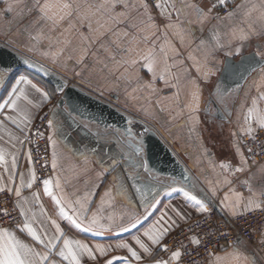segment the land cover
<instances>
[{"label":"crops","instance_id":"crops-1","mask_svg":"<svg viewBox=\"0 0 264 264\" xmlns=\"http://www.w3.org/2000/svg\"><path fill=\"white\" fill-rule=\"evenodd\" d=\"M155 2L175 3L176 8H180L185 3H197L198 0H155ZM200 2H206V0H200ZM262 3L264 0H230L228 6L230 11L237 9L239 5L244 7L240 8L232 19L212 20L203 24L191 9H186L185 14L178 19V14L169 8V11H172L173 23L179 24L180 27L165 29L161 23L159 31L151 36L150 41L140 46L141 49H153L155 61L146 62L141 57L135 65L117 67L102 50H98V45L92 49L96 53L95 57L90 55L83 64H76L75 59L79 55L77 38L73 39L72 47L59 57V63H52L50 58L41 55L45 51L55 53L59 48L55 42L49 48V41L46 39L40 41L37 51L27 53L25 45L28 44V39L21 35V30L30 19L25 7L26 4L30 6V0H21L19 5L8 14L4 12L6 3L0 0V44L6 45L7 42L8 47L11 44L18 45L21 55L35 60L39 65L42 63L45 68L64 77L70 83L110 102L132 118L155 129L188 169L189 181L179 182L198 198H210L213 210H216L221 218H226L227 213L221 208L222 201L230 205L241 196L245 199L254 197L257 203L264 199L260 195L262 183L260 169L264 162L255 163L250 171L245 173L229 172L219 167L224 161L238 164L239 158H234L233 146L239 143L241 151L245 153L240 136L246 135V129L249 126L253 130L260 128L264 118V66L247 80L237 95H220L218 89L221 86L225 61L239 60L245 54L257 52L258 49L255 47L257 43L264 44V38L253 36L250 40L243 41L232 35L233 29L243 28L247 31L249 25L256 31L260 30L261 25L264 24V21L260 19ZM253 5L256 6L254 10ZM250 10L249 16L247 13ZM159 12V9L153 7L152 15L159 18ZM220 15L225 16L222 12ZM30 31L36 35L38 29L32 28ZM218 41L224 45L223 48L216 47ZM236 47L241 49L240 55L228 56L227 53ZM213 51L215 55H209L206 63V55ZM69 55L73 57L71 61L66 59ZM119 59H121L120 56L117 57V60ZM146 63H151L152 72L145 67ZM198 66L201 68L199 72ZM207 71H212L214 75L205 77L203 73ZM161 76L163 79L160 78ZM32 78L49 92L54 88L35 76ZM193 81L195 84L192 83ZM173 84L176 87H173ZM215 92L230 112L227 120L219 119L214 114L211 100L216 97ZM3 94L4 87L0 83V95ZM59 98L60 95L57 92L53 99L42 107L31 108L29 111L35 115L34 121L41 111L50 104H56ZM34 104H39V99H35ZM209 105H211L210 108ZM14 115L18 121L25 119L23 112ZM65 117H68L65 107H59V116L54 118L51 115V118L61 121L59 126L61 131L49 127V137L52 138L50 140L51 161L53 163V152H55L56 167L52 175L46 179L52 181L50 187L62 200L66 211L72 214L73 208L78 209L82 204L89 217L100 208L101 214L114 216L117 223L120 222L122 213L135 211L137 215L143 217L144 209L139 207L142 203L141 193L135 192V187L145 190L146 198L151 199L152 194L146 189L149 187L159 189L161 184L170 183V179L154 173H143L141 170L142 175L136 179L129 178L124 182L123 195L118 194L113 187V177L121 171L120 168L108 171L106 176L104 170L111 168L113 157L121 159L122 162L120 156L122 139L110 133L109 130L106 131L95 124L81 121L75 116V119L68 117L67 122L63 123ZM81 124H86L87 130L80 127ZM28 132L20 133L15 124L0 118V152L3 153L6 161L0 164V187L20 188V197H16L14 192L12 194L34 228L39 229L42 224H45L51 231L52 220L64 228L65 222L60 217L58 206L43 192L41 182L43 179L38 176L33 157L31 160L27 159V153L30 151L27 142L23 144V147L17 143V137L27 135ZM54 141L55 144H53ZM13 154L18 161L16 168L11 167ZM123 168L125 173H130L128 164H124ZM33 171L39 179L32 187H28ZM253 173H255L254 177ZM249 179L250 182L245 183ZM57 183L60 187H57ZM129 185L134 187L130 190ZM106 189L111 191L112 197L105 196ZM34 194H38L39 198H35ZM85 196L92 203H87L84 200ZM101 197H105L103 205H101ZM225 197L228 198L227 201ZM160 198L163 204L159 211L147 221L145 228L166 211L165 206L183 207L182 197L175 193H169L165 198L162 192ZM76 200H79L80 204L75 203ZM192 207L194 205L190 203L189 208ZM252 207L257 209L255 205ZM238 211L243 210L238 209ZM168 215L172 213L169 212ZM200 216L192 213V219L188 222ZM11 230L16 234L17 239L24 242L30 241L26 233L21 234L14 229ZM65 231L68 238L89 245L106 246L119 242L115 234H92L79 230L67 231V229ZM133 233L138 234L135 230ZM120 235L131 242L127 233ZM141 239L149 243L147 238L141 237ZM3 242L0 241V243ZM243 242L217 252L206 264H213L217 257H224L226 252H232L235 248H239L244 256L252 254L258 264H264V255L260 257L246 241L243 240ZM60 243L62 244V241ZM125 255L124 250H110L106 256H100L99 264H104L105 259ZM84 264H93V262L85 258ZM113 264H125V262L117 259L113 260Z\"/></svg>","mask_w":264,"mask_h":264},{"label":"snow or ice","instance_id":"snow-or-ice-1","mask_svg":"<svg viewBox=\"0 0 264 264\" xmlns=\"http://www.w3.org/2000/svg\"><path fill=\"white\" fill-rule=\"evenodd\" d=\"M4 2L6 3L4 12L8 14L13 11L14 7L19 5L21 0H11V2L4 0ZM229 3L230 0H206V2L198 0L197 3H185L182 7L176 8L175 3L166 4L155 2V0H30V6L25 5L27 16L30 19L28 24L21 30V35L26 36L28 39V44L25 45L27 53L37 51V45L42 39L49 41V48L52 47L53 42L59 45L55 53L47 51L41 53L42 56L50 58L52 63H59V57L72 47L73 39L77 38L79 55L75 59L76 64H83L90 55L95 57L96 53L92 49L98 45V50H102L117 67L131 66L137 64L141 57L146 62L155 61L154 50L141 49L140 46L150 41L151 36L159 31L161 23L165 29L180 27L179 24L173 23L172 11L178 14L177 18L179 19V16L185 14L186 9H191L196 13L200 23L203 24L212 20L232 19L237 11L244 7V5H239L237 9L226 12L225 16L221 17L220 13L229 6ZM153 7L160 10L159 18L152 15ZM169 8L172 11H169ZM255 8L256 6L253 5V10ZM261 9L260 19L264 21V3L261 4ZM247 15H251V10ZM32 28L38 29L36 35H33L30 31ZM232 35L234 38L243 41L250 40L253 36L264 38V24L261 25L259 31L252 29L251 25H249L247 31L243 28L233 29ZM9 47L12 49L10 52H6L5 48H0V83L4 87V94L0 95V118L3 121H11L17 126L20 133H25L30 131V125L35 119V115L29 110L33 107H42L48 101H51L57 92L61 93L62 97L67 96L69 85L65 80H58L57 87L53 88L51 92L41 87L38 82H34L32 77L40 72H43L46 76L52 74L48 72L42 63L38 67L35 60L18 55L20 52L18 45L11 44ZM216 47L223 48L224 45L218 41ZM255 47L258 51L250 55L264 59V44L257 43ZM73 50L75 51V49ZM240 53L241 49L236 47L227 55H240ZM6 54L9 56L8 60L5 59ZM209 55H215V51L206 55V63ZM118 56L121 59L117 60ZM66 59L71 61L73 57L69 55ZM253 63H255L253 60L245 61L243 56L236 64L225 61L223 67L225 80L227 81L229 78L239 75L241 65H251ZM14 64L16 67H14ZM22 67L24 71H21ZM145 67L150 72L153 71L151 63H146ZM28 69H35V73L28 72ZM244 70L247 71V68ZM197 71H201L199 66ZM75 75H80V73H75ZM203 75L210 77L214 73L207 71ZM153 76H155L154 72ZM160 78L163 79L162 76ZM192 83L195 84L194 81ZM172 86L176 87L175 84ZM224 91L227 92V89H224ZM35 99H39V104H34ZM61 104H65L63 98L49 109L54 118L59 116V105ZM74 111L76 109L71 105L65 108L68 117L72 119H75L72 116ZM19 112H23L25 115L23 121H18L14 115ZM68 117H65L63 123L67 122ZM54 118L47 119L48 126L61 131L59 127L61 121ZM44 119V117H41L42 121ZM80 127L87 130L86 124H81ZM259 130L264 132V118H262ZM148 131L150 130L144 128L143 132L134 133L130 128L127 131L125 142L120 144L122 162L121 159L113 157L111 168L104 170L106 176L108 171L120 168L121 171L113 177V187L120 195H123L122 189L127 179H136L142 175L141 170H143V173L151 171L149 163L145 159L147 149L143 142V133ZM246 135L252 138L254 144L258 143L261 151H264V138L255 132L251 126L246 129ZM48 139L51 140L52 138L48 137ZM25 142H31L27 135L17 137V143L21 147ZM53 144H55V141ZM232 151L234 158H239L238 164L224 161L219 165L221 169H227L229 172L234 173H245L255 165V159L250 161L245 153L241 151L239 143L233 146ZM247 152L252 156L256 155L252 147H248ZM55 156L56 154L53 152V169L56 167ZM27 159H32L30 151L27 153ZM4 163H6L5 157L0 152V164ZM124 164L129 165L130 173L124 172ZM17 166L18 161L15 154H13L11 167L16 168ZM260 172L262 181L260 195L264 197V165L261 166ZM254 176L255 173H253ZM38 179L33 171L32 178L27 186L32 187ZM250 179L245 183H249ZM21 180H23V176H21ZM41 182L44 194L50 197L58 206L60 217L65 222V226L62 228L60 224L52 220L51 231L48 225L45 224H42L39 229L34 228L21 207L19 215L25 216L23 221L14 220L11 224L0 225V241H4L0 243V264H84L85 258L91 260L93 264H99L100 256H106L110 250H124L126 255L105 259L104 264H113V260L117 259L124 261L125 264H145V262L147 264H195L192 258L193 253L199 252L201 248L207 250V245L213 242V238L217 233L225 241H228L229 238V233L222 231L214 220L209 219L213 213L211 199L198 198L197 195H193L190 190L186 189L183 183L174 179L168 184H161L159 189L147 188L146 191L152 194L151 199L146 198L145 190L135 187V192L141 193L142 203L139 204V207L144 209L143 217L137 215L135 211L122 213L119 223H117L114 216L101 214L100 208L89 217L82 204L78 209L73 208L72 214H69L62 200L52 191L50 187L52 181L43 179ZM57 187H60L59 183H57ZM133 187V185H129L130 190ZM249 190L251 191V189ZM4 192H14L16 197L21 195L20 188L0 187V193ZM162 192L165 198L169 193L181 196L183 207L165 206L166 211L145 228L144 225L159 211L160 206L163 204V200L160 198ZM105 196L112 197L109 189H106ZM34 197L39 198L38 194H34ZM227 199L225 197V201ZM84 200L87 203H92V201L87 200V196L84 197ZM104 200L105 197H101V205H103ZM75 203L80 204V201L76 200ZM190 203L194 207L189 208ZM253 205L264 212V199L257 203L254 197L250 196L245 199L241 196L230 205L222 201L221 208L227 213L225 223L230 224L232 218L239 219L243 211L251 214L254 211ZM129 207L131 208V205ZM238 209L243 211H238ZM169 212L172 215H168ZM192 213L201 215L204 219L202 222L198 220L195 224H188L187 229H185L182 225L187 224L192 219ZM204 214L208 215L204 216ZM3 215L9 216L11 213L4 209ZM213 228H215V232L212 231ZM11 229H14L17 233H26L27 237H30V241L24 242L17 239L16 234ZM65 229L92 234H115L119 242L115 245L106 246L100 244L89 245L68 238ZM177 229L179 230L177 235L173 236L171 241H168V237L172 236V233ZM133 230L138 234H134ZM121 233H127L131 238V242L125 240L120 235ZM141 237L147 238L149 243H145ZM60 241H62V244ZM231 243L243 244L244 242L239 235H236ZM258 246H264V234H262ZM213 264H258V262L252 254L244 256L239 248H235L232 252H226L224 257H217Z\"/></svg>","mask_w":264,"mask_h":264},{"label":"water","instance_id":"water-1","mask_svg":"<svg viewBox=\"0 0 264 264\" xmlns=\"http://www.w3.org/2000/svg\"><path fill=\"white\" fill-rule=\"evenodd\" d=\"M0 48H5L6 52L12 51L11 48L3 44H0ZM252 53H255V51L249 54H245L243 57L245 61L253 60L255 61V63L251 65H241V73L239 75L231 77L226 81L222 73L221 86L218 88L220 91V95H237L238 93H240L247 80L258 69L264 66V59H261L259 56H251L250 54ZM18 55L21 54L18 53ZM5 59H9V56L7 54L5 55ZM240 59H229L228 61L236 64L240 61ZM37 66L39 67L40 65L37 63ZM14 67H16L15 64ZM245 68H247V71L244 70ZM21 71H24L23 67L21 68ZM28 72L35 73V69H28ZM48 72L52 75L46 76L43 72H40L36 76H38L39 78L42 77V79L46 83L52 85L54 88L57 87L58 80H65V82L69 85L67 96L62 97V94L58 92V94L60 95L59 100L62 98L65 100V104H61L59 105V107L66 108L68 107V105L73 106L76 109V111L72 112L73 116L89 124H95L97 125V127H100L106 131L109 130L110 133L118 137L119 132L123 133L126 137L127 131L130 128L134 133L143 132L144 128L149 129L150 131L143 133V142L145 143V147L147 149L145 159L146 162L149 163V167L151 169L149 174L154 173L156 175L169 178L171 182L173 179L177 182L189 181L188 169L180 160L178 155L174 152V150L167 144V142L155 129L151 128L149 125H146L140 120L132 118L110 102L90 93L89 91L75 84L70 83L59 74H56L50 70H48ZM224 89H227V92H225ZM216 93L217 92H215L214 95ZM211 104L212 108L214 109V114L217 118L222 120L228 119V117L230 116V112L228 111L226 106L222 104V101L218 96L214 97V99L212 98ZM210 107L211 105H209V108ZM133 125H135V127H133Z\"/></svg>","mask_w":264,"mask_h":264},{"label":"built area","instance_id":"built-area-1","mask_svg":"<svg viewBox=\"0 0 264 264\" xmlns=\"http://www.w3.org/2000/svg\"><path fill=\"white\" fill-rule=\"evenodd\" d=\"M229 11L230 7H227L222 11V14H226V12ZM53 105L54 104L48 105L46 109L40 112L27 134L31 141L30 143L27 142V145L35 161L38 176L41 179H46L53 173L50 140L48 139L49 126L47 124V119L51 118L52 115V113L49 112V109H51ZM41 117H44L45 119L42 121ZM259 129L260 128H257L254 131L264 138V132H260ZM240 141L245 150V154L250 161L255 159L256 163L264 162V151H261L258 143L254 144L252 138L247 135L240 136ZM248 147L254 148L256 152L255 156H252V154L247 152ZM4 209H7L11 215L4 216ZM19 212L20 206L12 192L0 193V225L11 224L14 220L23 221L25 216L19 215ZM207 215L208 214H205L204 216ZM203 219V216L197 217L187 224H184L182 227L187 229L188 224H195L198 220L202 222ZM209 219L214 220L215 224L218 225L222 231L229 233V238L228 241H225L220 237L219 233H217L213 238V242L207 245V250L201 248L199 252L193 253L192 258L194 259L195 264H206L214 254L234 245L231 241L236 235H239L244 241H246L256 254L263 257L264 246H258L261 236L264 234V212L260 209H254L251 214L244 212L239 219L232 218L230 224H226L225 218H221L216 210H213L212 216L209 217ZM178 231L179 230H176L172 233V236L168 237V241H171L172 237L176 236ZM212 231L215 232V228H213ZM185 243H187V241H185ZM186 259H188V257H186Z\"/></svg>","mask_w":264,"mask_h":264},{"label":"flooded vegetation","instance_id":"flooded-vegetation-1","mask_svg":"<svg viewBox=\"0 0 264 264\" xmlns=\"http://www.w3.org/2000/svg\"><path fill=\"white\" fill-rule=\"evenodd\" d=\"M119 137L122 139L123 142H125V135L121 132L118 133Z\"/></svg>","mask_w":264,"mask_h":264},{"label":"trees","instance_id":"trees-1","mask_svg":"<svg viewBox=\"0 0 264 264\" xmlns=\"http://www.w3.org/2000/svg\"><path fill=\"white\" fill-rule=\"evenodd\" d=\"M35 77H37L38 79H40V80L44 81L43 79L39 78V77H38V76H36V75H35ZM44 82H45V81H44ZM47 84H48V83H47ZM48 85H50V84H48ZM50 86H51V85H50Z\"/></svg>","mask_w":264,"mask_h":264}]
</instances>
